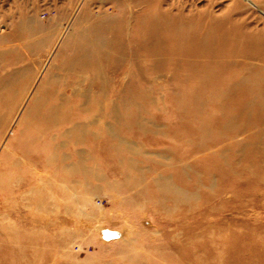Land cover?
<instances>
[{
  "label": "bare ground",
  "instance_id": "1",
  "mask_svg": "<svg viewBox=\"0 0 264 264\" xmlns=\"http://www.w3.org/2000/svg\"><path fill=\"white\" fill-rule=\"evenodd\" d=\"M113 2L111 13L83 7L84 25L77 20L45 32L39 42H48L45 59L33 78L21 80L19 70L0 78V264H49L55 254L74 260L77 234L68 217L87 206L96 211L99 190L122 191V203L160 205L179 225L180 212L219 198L222 178L238 175L241 167L264 183V33L208 13L187 16L160 4L145 8L140 0ZM4 41L0 33L2 53L10 50ZM58 65L75 74L111 70L116 80H100L95 92H59ZM163 73L167 85L155 87L164 94L158 97L146 85ZM141 99L152 108L167 102L184 120L161 123L160 136L173 149L156 142L177 164L172 173L130 166L129 174L109 178L99 170L97 154L114 147L119 130L135 122ZM209 108L217 114H208ZM222 144L240 146L244 163L239 158L226 171L195 155L226 159L238 153ZM161 226L171 227L168 219ZM106 228L105 237H121L109 243L128 240L127 232ZM199 232L177 231L168 247L130 244L121 251L132 264H178V247L193 243L204 234ZM208 258L221 264L217 256Z\"/></svg>",
  "mask_w": 264,
  "mask_h": 264
},
{
  "label": "rangeland",
  "instance_id": "2",
  "mask_svg": "<svg viewBox=\"0 0 264 264\" xmlns=\"http://www.w3.org/2000/svg\"><path fill=\"white\" fill-rule=\"evenodd\" d=\"M140 1L144 2L145 8L160 4L165 9L182 12L187 16L208 13L237 23L245 30L264 33V0ZM87 6L93 10L102 7L105 13H111L117 8L113 0H0V33L5 37L4 44L10 48L9 51L0 52V78L11 70H19L23 77L21 80L28 81L33 78L45 59L48 42L39 43L43 34L53 28L59 30L65 24L71 25L77 20L84 25L80 13L83 7ZM24 21L27 24L24 25ZM16 27L19 28L18 33ZM111 72L89 70L75 74L74 71L68 73L58 65L54 76L59 78L61 84L57 86L56 91L78 93L88 89L95 92L100 80L107 78L116 80L111 76ZM41 78L40 74L39 79ZM167 78L166 73L152 77L146 86L152 87L153 95L163 96L162 92L154 89L158 86L165 88ZM139 103L143 111L134 115L135 122L119 130L114 147L97 154L98 168L109 178L120 177L121 172L129 174L130 166L141 168L150 174L154 173L148 171L149 168L157 167L172 173L174 170L172 164H177L169 156L161 153L160 147L156 144L165 143L173 149L174 147L168 144V139L160 136L161 123L167 120L175 122L184 120L176 119L173 108L167 102H164V105L159 104L156 108L148 106V102L143 99L139 100ZM208 111V114H217L212 108ZM207 116L206 114L205 117ZM237 137L242 138L243 134ZM227 141L230 140L227 138ZM182 143L186 149L189 148L186 142ZM160 144L159 146H162ZM222 146L226 152L234 149L238 153L226 159L208 156L207 153L195 155L204 159L206 164L221 165L222 168L224 166L226 171L232 169L237 159L242 158V162L245 161L240 146L225 147L223 144ZM182 155L185 156L184 153ZM120 158L124 159L123 163L119 161ZM213 174L216 172L213 171ZM222 180L226 183L222 195L199 205L197 210L180 212L179 216L183 221L179 225L176 222L174 224L173 218L166 217L167 214L160 205L150 202L142 207L134 205L129 200L122 203L119 200L122 191L118 193L99 190L93 196L99 207L96 211L87 206L68 217L71 232L77 234V240L72 245L75 259L55 254L49 264H132L121 249L130 244L138 247L143 245L146 249L160 243L168 247L173 243L175 238L173 236L177 231L185 233L187 229H191L195 235L199 230L204 231V234L196 237L191 244L185 241L181 248L175 245L179 253L178 264H217L209 260L208 255L217 256L218 259L215 260H219L221 264H264V183L244 167L239 168L238 175L231 173ZM93 183L100 184L92 179L91 184ZM86 213L93 215L87 217ZM175 214L176 212H173V216ZM149 219L157 222L155 226L152 227ZM167 219L171 227L164 229L161 224ZM96 225H99V229ZM106 227L119 230V233L127 232L125 237L128 240L109 243L121 237H105L108 230ZM103 228L105 229L102 231ZM161 228L163 230H160ZM155 229L159 231H153ZM209 229L215 232L206 234ZM79 243L82 244L81 249H78ZM193 252L197 253L192 255ZM146 259L148 257L144 254L142 260ZM167 264H173V261Z\"/></svg>",
  "mask_w": 264,
  "mask_h": 264
}]
</instances>
